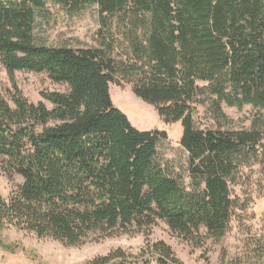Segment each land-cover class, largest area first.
<instances>
[{
  "label": "trees",
  "instance_id": "1",
  "mask_svg": "<svg viewBox=\"0 0 264 264\" xmlns=\"http://www.w3.org/2000/svg\"><path fill=\"white\" fill-rule=\"evenodd\" d=\"M70 13L96 6V46L50 45L36 31L46 4ZM0 171L14 185L0 194V245L8 229L79 246L91 236L143 233L140 257L181 264L158 221L200 247L220 241L238 202L243 168L264 178V120L233 130L222 104L264 112V0H0ZM15 72L45 74L65 92L32 104ZM129 87L165 123H178L189 183L158 160L165 132H140L113 105L110 85ZM198 106L216 128L195 126ZM205 231V234L202 233ZM121 250L89 264H126ZM264 264V235L230 264Z\"/></svg>",
  "mask_w": 264,
  "mask_h": 264
},
{
  "label": "rangeland",
  "instance_id": "2",
  "mask_svg": "<svg viewBox=\"0 0 264 264\" xmlns=\"http://www.w3.org/2000/svg\"><path fill=\"white\" fill-rule=\"evenodd\" d=\"M36 34L50 45L69 44L77 47L96 46L99 29L97 7L92 5L70 13L52 3H47L38 18ZM15 83L23 96L32 104L43 102V92H65L64 85L53 83L45 74L15 72ZM10 79L0 65V91L9 101ZM110 98L131 126L140 132H165L167 138L158 144V160L168 176L189 183L188 154L180 145L182 129L178 123H165L155 109L137 99L130 88L111 84ZM224 114L232 121L233 130L248 129L254 119L264 120V112L244 106L241 110L221 105ZM195 126L199 129L216 128L206 107L198 106ZM231 196L238 202L229 231L220 241L206 239L202 246L195 247L185 241L161 221L150 229V242L163 241L171 247L181 264H230L245 253L246 245H253L264 235V178L258 166L241 169ZM21 183L19 177L13 182L0 171V194L8 198L14 185ZM205 234V231L202 230ZM146 240L143 233L123 234L113 237L91 236L79 246H66L51 239H39L30 233L8 229L2 235L0 264H89L98 257L115 250L126 253V264H150L148 257H140ZM246 264V261L244 262Z\"/></svg>",
  "mask_w": 264,
  "mask_h": 264
}]
</instances>
